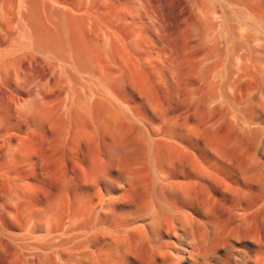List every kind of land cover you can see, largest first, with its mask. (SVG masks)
<instances>
[{
    "label": "bare ground",
    "instance_id": "obj_1",
    "mask_svg": "<svg viewBox=\"0 0 264 264\" xmlns=\"http://www.w3.org/2000/svg\"><path fill=\"white\" fill-rule=\"evenodd\" d=\"M168 2L0 0V264H264V0Z\"/></svg>",
    "mask_w": 264,
    "mask_h": 264
},
{
    "label": "rangeland",
    "instance_id": "obj_2",
    "mask_svg": "<svg viewBox=\"0 0 264 264\" xmlns=\"http://www.w3.org/2000/svg\"><path fill=\"white\" fill-rule=\"evenodd\" d=\"M163 1H164V3H165V1L168 2V0H163ZM168 4H169V2H168ZM171 5H172V3H171ZM164 7H165V9L167 11L169 6L165 5ZM46 157H50V158L46 160L47 176H46L44 184H43V186L41 188L42 190H46L54 182V179H55L54 171H53V169H54V166H53L54 161H53V159L51 157H62V156H61V154L59 152H50V153H48L46 155Z\"/></svg>",
    "mask_w": 264,
    "mask_h": 264
}]
</instances>
